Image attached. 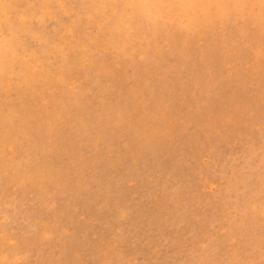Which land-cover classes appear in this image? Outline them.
<instances>
[{
    "label": "rangeland",
    "instance_id": "rangeland-1",
    "mask_svg": "<svg viewBox=\"0 0 264 264\" xmlns=\"http://www.w3.org/2000/svg\"><path fill=\"white\" fill-rule=\"evenodd\" d=\"M0 264H264V0H0Z\"/></svg>",
    "mask_w": 264,
    "mask_h": 264
}]
</instances>
